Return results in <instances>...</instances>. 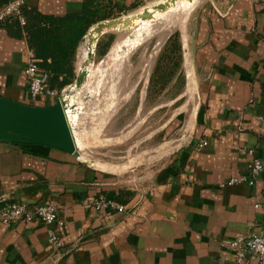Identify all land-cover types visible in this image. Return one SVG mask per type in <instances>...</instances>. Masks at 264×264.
I'll return each mask as SVG.
<instances>
[{
	"label": "crops",
	"instance_id": "crops-1",
	"mask_svg": "<svg viewBox=\"0 0 264 264\" xmlns=\"http://www.w3.org/2000/svg\"><path fill=\"white\" fill-rule=\"evenodd\" d=\"M10 1L0 0V11ZM86 1L26 0L25 9L63 16ZM95 1L113 16L143 0ZM19 25L0 23V95L30 103L24 68L32 50ZM154 76L157 107L168 117L158 131L168 141L159 143L183 140L135 179L59 148L0 141V264H236L225 241L264 233V170L253 185L220 186L247 173L253 156L264 162V0L198 1L184 32L165 41ZM186 87L194 108L172 112ZM55 102L41 95L33 104ZM100 195L125 210L90 207ZM16 200L58 207L63 249L50 245L37 219L3 222L2 207Z\"/></svg>",
	"mask_w": 264,
	"mask_h": 264
},
{
	"label": "rangeland",
	"instance_id": "rangeland-1",
	"mask_svg": "<svg viewBox=\"0 0 264 264\" xmlns=\"http://www.w3.org/2000/svg\"><path fill=\"white\" fill-rule=\"evenodd\" d=\"M165 1L143 0L136 8L113 14L109 19L134 18L146 7L152 10ZM198 1L178 0L164 12L156 10L153 20H147L144 25L141 22L145 20L136 17L134 27L123 32L118 28L101 37L109 43L106 54L103 57L96 55L94 65L89 66L92 82L76 94L68 95L69 117L81 159L87 164L131 180L138 173L154 169L183 140V135H178L176 142L160 145L168 141L165 137L160 138L158 132L168 117L164 114L166 108L157 107L160 92L154 73L165 41L173 33L184 32L191 10ZM132 34L136 35L130 37ZM95 39L91 41L93 51ZM76 62L78 68L85 63L79 66L78 54ZM184 90L185 96L172 107V112L194 108L192 88ZM74 106L75 110H71Z\"/></svg>",
	"mask_w": 264,
	"mask_h": 264
},
{
	"label": "water",
	"instance_id": "water-1",
	"mask_svg": "<svg viewBox=\"0 0 264 264\" xmlns=\"http://www.w3.org/2000/svg\"><path fill=\"white\" fill-rule=\"evenodd\" d=\"M177 0H166L153 7L165 11ZM192 1V0H190ZM138 19L153 20L154 13L148 7L136 15ZM136 17L105 19L93 25L88 33L95 34L94 51L78 69L75 81L63 91L56 102L50 106H40L16 101L0 95V141L11 143L43 144L69 152L81 159V151L68 115L69 94H75L86 84L92 82L89 66L96 61V51L100 38L110 31L120 28L124 31L132 28ZM154 22V21H152ZM86 36L83 38L85 40ZM132 34L130 37H133ZM71 88V89H70ZM75 108V107H74Z\"/></svg>",
	"mask_w": 264,
	"mask_h": 264
},
{
	"label": "built area",
	"instance_id": "built-area-1",
	"mask_svg": "<svg viewBox=\"0 0 264 264\" xmlns=\"http://www.w3.org/2000/svg\"><path fill=\"white\" fill-rule=\"evenodd\" d=\"M26 0L10 1L0 11V23L8 19H16L22 26H25L28 21L27 13L25 12ZM24 72L29 80V100L30 104L35 103L41 95L58 98L59 92L49 86V74L43 71L40 67V60L31 53L26 62ZM68 108V115H69ZM207 144L203 141L200 147ZM253 154V150H250ZM264 170V162L261 158L253 156L249 163L247 173L235 175L220 184L221 187L228 185L246 183L253 185ZM258 206V205H257ZM90 207L97 211L107 209H117L124 211L125 206L118 203L116 200L100 195L96 197ZM2 220L5 224L10 225L19 220L37 219L48 226V240L50 245L61 250L65 246L63 235L60 228L64 222L60 219L58 207L52 203H41L34 206H29L22 201H10L6 203L2 209ZM226 247L231 249L235 255L236 264H245L250 257L257 259L256 264H264V233L253 232L249 235L238 237L225 241Z\"/></svg>",
	"mask_w": 264,
	"mask_h": 264
},
{
	"label": "trees",
	"instance_id": "trees-1",
	"mask_svg": "<svg viewBox=\"0 0 264 264\" xmlns=\"http://www.w3.org/2000/svg\"><path fill=\"white\" fill-rule=\"evenodd\" d=\"M25 12L28 16L25 34L29 46L40 60L41 69L48 72L49 86L60 93L75 81L77 53L83 38L93 25L111 18L112 13L95 0L86 1L82 12L63 16L43 14L36 9H25ZM3 24L20 27L14 19H8ZM108 43L101 39L98 46L106 50Z\"/></svg>",
	"mask_w": 264,
	"mask_h": 264
},
{
	"label": "bare ground",
	"instance_id": "bare-ground-1",
	"mask_svg": "<svg viewBox=\"0 0 264 264\" xmlns=\"http://www.w3.org/2000/svg\"><path fill=\"white\" fill-rule=\"evenodd\" d=\"M178 1V0H177ZM176 1V2H177ZM180 1V0H179ZM190 1V0H189ZM175 2V3H176ZM175 3H173V4H171V5H175ZM178 4V3H177ZM150 10V9H149ZM151 12H153L154 14L155 13H157V12H155L156 10H154V9H152V10H150ZM159 11V10H158ZM166 11V10H165ZM164 12V11H163ZM155 16H156V14H155ZM124 18H126V17H124ZM136 21V20H135ZM138 21H141V20H138ZM137 21V22H138ZM149 21V20H148ZM150 22V21H149ZM142 24L143 23H147V20H145V21H142L141 22ZM134 25V24H133ZM140 25V24H139ZM144 25V24H143ZM135 26V25H134ZM133 26V27H134ZM92 29V28H91ZM118 29V28H117ZM120 29V28H119ZM122 32L124 31V30H122V29H120ZM136 35V34H135ZM134 35V36H135ZM133 36V37H134ZM93 38H95V34H93L92 32H91V34H89V35H87L86 36V38H85V42H84V44L82 45V50H81V57H80V64L82 65V63H84L85 62V60L87 59L86 57L88 56V53H90V50L92 49V39ZM96 40V39H95ZM94 43V42H93ZM91 51H93V49L91 50ZM80 54V53H79ZM92 65V64H91ZM90 65V66H91ZM81 68V67H80ZM89 69V68H88ZM84 88V87H83ZM71 89V88H70ZM73 92H70V94H72ZM76 94V93H75ZM72 95H74V94H72ZM74 107H76V106H74ZM74 107H72L71 108V110H75V108ZM68 108H69V106H68ZM69 112H70V110H69ZM71 114H73V113H71ZM73 117V116H72ZM69 118H71V117H69ZM71 121V120H70ZM71 123H72V121H71ZM79 145V144H78Z\"/></svg>",
	"mask_w": 264,
	"mask_h": 264
}]
</instances>
